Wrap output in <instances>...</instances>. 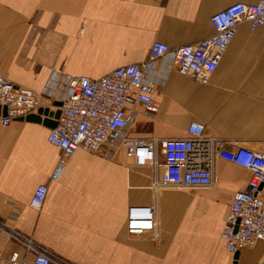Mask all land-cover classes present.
Wrapping results in <instances>:
<instances>
[{"label":"crops","instance_id":"1","mask_svg":"<svg viewBox=\"0 0 264 264\" xmlns=\"http://www.w3.org/2000/svg\"><path fill=\"white\" fill-rule=\"evenodd\" d=\"M252 0H0V74L43 94L52 69L99 79L145 62L151 46L174 49L214 35L211 16ZM146 114L131 105L128 136L183 138L193 123L228 146L264 148V27L242 23L209 83L160 67ZM43 102L54 110L52 100ZM43 124L0 122V253L31 259L17 232L71 264H234L221 238L231 202L251 172L218 159L214 186L153 187L155 171L137 167L124 148L77 151L64 159ZM44 205L31 207L37 188ZM264 196V192H263ZM155 207L156 234L130 235V207ZM237 264H264V242Z\"/></svg>","mask_w":264,"mask_h":264},{"label":"built area","instance_id":"2","mask_svg":"<svg viewBox=\"0 0 264 264\" xmlns=\"http://www.w3.org/2000/svg\"><path fill=\"white\" fill-rule=\"evenodd\" d=\"M213 36L198 43L171 49L155 42L145 62L122 66L107 75L92 79L85 76L52 75L43 94L20 86L0 74V107L7 115L0 117L4 126L19 118L47 108L43 99L61 102V116L50 129L48 142L63 153L53 176L57 180L64 168V159L77 151L100 154L105 148L125 155L137 167H151L156 175L153 187L187 188L214 186V167L218 159L236 164L251 172L247 189L237 192L231 202L221 238L228 250L236 254L243 249L264 242V148L253 151L228 146L227 142L208 136L206 127L193 123L183 138L161 139L153 136L135 139L128 136L131 105L141 104L147 115L158 110L154 100L156 75L165 64L166 71L176 70L202 84H207L217 70L237 30L250 22L264 27V0L237 2L211 16ZM47 187L37 188L31 207L41 209L47 197ZM155 207H130L127 232L130 235L156 234ZM13 237L24 244L28 259L18 252L5 256L0 253V264H71L53 256L18 232Z\"/></svg>","mask_w":264,"mask_h":264},{"label":"water","instance_id":"3","mask_svg":"<svg viewBox=\"0 0 264 264\" xmlns=\"http://www.w3.org/2000/svg\"><path fill=\"white\" fill-rule=\"evenodd\" d=\"M61 102H54V110L50 108H40L36 113L30 114L25 118H19L16 121H27V122H33L38 124H43L44 126L54 129L58 124V119L61 116ZM7 115V108H1L0 107V117ZM239 259V252L235 254L234 256V264H237V261Z\"/></svg>","mask_w":264,"mask_h":264},{"label":"rangeland","instance_id":"4","mask_svg":"<svg viewBox=\"0 0 264 264\" xmlns=\"http://www.w3.org/2000/svg\"><path fill=\"white\" fill-rule=\"evenodd\" d=\"M18 232V231H17ZM25 238V237H24Z\"/></svg>","mask_w":264,"mask_h":264}]
</instances>
